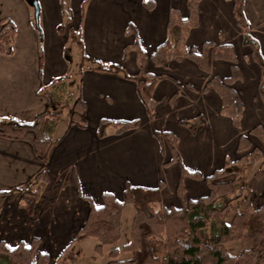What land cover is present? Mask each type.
I'll return each instance as SVG.
<instances>
[{"label": "crops", "instance_id": "1", "mask_svg": "<svg viewBox=\"0 0 264 264\" xmlns=\"http://www.w3.org/2000/svg\"><path fill=\"white\" fill-rule=\"evenodd\" d=\"M36 1L39 15L35 25L34 9L27 0H0V25L5 18L13 22L16 30L13 53H0V118L12 116L30 122L47 108L48 98L39 88L66 74L65 47L70 40L68 29L72 28L80 30L82 48L88 57L84 70L76 75L85 102L87 126L77 127L70 123V113L69 117L60 114L45 163L47 183L34 201L32 215L19 201L24 198L33 202V198L19 189L27 184L36 185L33 175L43 163L28 142L0 137V191L9 190L0 195V240L9 246L20 241L28 243L37 236L39 248L44 239L52 237L53 243L43 252L50 258V253L63 250L89 211L88 200L79 192L97 207L103 203V192L121 200L126 183L155 188L162 181L161 202L165 207H181L188 199L207 195L205 180L190 176L183 178L184 197L177 195L180 167L176 162L164 165L171 158L169 147L163 138L158 140L151 134V128L175 133L183 165L203 176L222 168L227 160H236L253 146L264 149L256 136L248 134L257 124L264 129V105L258 91L259 66L250 57L251 46L236 23L232 0H200L198 24L189 31L186 46L199 52L205 41L233 45L241 71V77L231 84L243 104L240 127L233 126L221 112V100L215 90L202 91L212 76L231 75L230 62L213 58L212 48L207 52L206 71L187 57L171 61L168 69L151 60L150 55L167 36L169 9L175 7L183 18L187 17L186 0H152L151 8L145 7L143 0H88L82 10L83 0ZM244 12L248 33L264 58V0H245ZM135 40L147 55L144 70L172 76L187 93L169 100L177 87L169 78H160L152 91V97L158 100L152 119L145 112L134 81L93 69L92 59H97L120 64L129 74L136 73L135 51L128 50L123 57L124 46ZM77 91L67 104L70 112ZM199 113L206 122L195 133L179 123L180 119ZM101 118H137L140 123L120 134L109 127L107 135L98 138L96 127ZM240 134H247L251 141V147L242 152L236 149ZM258 169L256 164L246 171L247 183L253 189V207L264 204V169L257 176ZM253 264H264V248Z\"/></svg>", "mask_w": 264, "mask_h": 264}, {"label": "trees", "instance_id": "2", "mask_svg": "<svg viewBox=\"0 0 264 264\" xmlns=\"http://www.w3.org/2000/svg\"><path fill=\"white\" fill-rule=\"evenodd\" d=\"M87 1H82L81 10ZM199 1L186 0L188 16L185 18L181 16L177 8L169 9L167 36L156 46L150 57L155 65L166 69L170 67L171 61L187 57L194 61L199 69L206 71L208 70L207 52L212 48L213 58L230 62L231 75L222 78L218 75L212 76L202 91L215 90L221 100V112L230 118L233 126L240 127L243 104L239 92L231 84L241 77V71L236 63L233 45L227 42L205 41L201 44L199 52L193 48L188 49L186 46L189 31L198 24ZM232 1L236 23L242 29L246 42L251 46L250 57L259 66L258 91L264 105V58L257 42L248 33V21L244 12L245 0ZM143 4L147 8L153 6L152 0H143ZM128 27L130 25L125 32L128 31ZM61 29L62 27H59V30ZM15 31L12 21L1 19L0 53L7 55L13 53L12 42ZM68 35L70 40L82 47L79 29L69 28ZM128 50L135 51L138 67L136 73L129 74L120 64L97 59H92L93 69L134 81L137 94L149 119H152L158 102L152 97V91L160 78H169L177 87L169 100L178 94L187 95L182 85L172 76L155 75L144 70L143 63L147 55L136 40L124 46L123 57ZM39 53L41 55V43ZM87 58L83 51L82 60ZM83 70L84 66L81 65L76 71L71 73L67 70L65 75L41 85L39 91L47 96L48 106L37 113L32 121L23 122L12 116L0 118V137L28 142L36 158L43 163L33 175L36 185L32 187L27 184L19 189L23 194L33 198V202L24 198L19 201L29 215L33 214L34 201L38 200L47 183L45 163L53 146V131L60 118L61 108L66 104L63 103L61 87L66 85L67 88H72V78ZM189 88L195 89L192 86ZM77 90V95L71 103L69 121L77 127L85 128L87 126L85 102L79 85ZM69 93L72 95L71 91ZM205 122L206 118L201 113L179 120V123L188 127L192 133H195L197 128ZM139 123L137 118L131 120L101 118L97 123L96 135L98 138L105 137L109 127L113 128L115 134H120L137 128ZM151 134L158 140L163 138L169 147L171 158L164 165L176 162L180 167L176 185L177 195L184 197L186 187L183 178L185 176L195 179L203 178L208 187V194L188 199L181 207H165L161 202L162 181L155 188L126 183L121 200L115 198L110 192H103L101 195L103 203L97 207L89 197L79 192L88 200L89 211L83 224L54 263L74 264L78 253L75 254L72 251L71 245L77 240L92 237L97 241L94 245L96 255H101L104 247L112 246L105 264H253L258 252L264 248V204L253 207L251 203L253 189L247 183L246 171L259 164L256 175L260 174V170L264 169V149L253 146L250 151L242 153L236 160H227L222 168L203 176L197 171H189L183 165L178 147L179 139L175 133L161 132L151 128ZM248 134L256 136L264 146V129L260 124L251 127ZM249 147H251V141L248 135L240 134L236 149L242 152ZM7 193L9 190L0 191V195ZM125 205H132L135 212L131 222L130 239L118 248L115 244L121 237ZM243 238L249 239L251 245L238 254H229L226 245ZM39 242L40 239L37 236L32 237L29 244L20 241L15 246H9L0 240V263L47 264L49 255L46 252L37 251ZM120 251L128 252L130 256L127 259H120L118 258Z\"/></svg>", "mask_w": 264, "mask_h": 264}, {"label": "rangeland", "instance_id": "3", "mask_svg": "<svg viewBox=\"0 0 264 264\" xmlns=\"http://www.w3.org/2000/svg\"><path fill=\"white\" fill-rule=\"evenodd\" d=\"M35 19V18H34ZM36 25V20L34 21ZM85 53V52H84ZM65 54L67 55V64H68V72H74L79 67L84 66V60H82L83 48L77 45L72 40L67 42L65 47ZM76 69V70H75ZM73 87L67 88L66 85H62V92H63V103L68 104L70 101V96H73L74 92L77 91L78 80L76 76L72 78ZM67 85H69L66 82ZM72 91V95L69 93ZM62 106L61 113L62 117H67L70 113L69 109H67V105ZM69 117V116H68ZM32 197V196H31ZM135 209L132 205H126L123 211V218L121 222V237L119 241L115 244V247L120 248L124 243L128 242L130 239V229H131V222L134 215ZM54 238L49 237L44 239V243L39 246L37 251L41 250L46 251L47 247L53 243ZM24 242V241H23ZM30 242V241H29ZM29 242L27 244H29ZM96 239L89 237L84 240H77L73 242L71 245L72 251L76 254L78 253V258L74 264H105L108 260V252L112 249V246H106L103 248V253L101 255H96L94 252V245L96 244ZM8 245V244H7ZM251 242L247 238H243L239 241L231 242L226 245V250L229 254L235 255L241 252L243 249L249 247ZM50 247V246H49ZM62 251V250H61ZM52 252L50 253V258L47 264H55V260L58 255L61 253ZM130 256L128 252L120 251L118 258L120 259H127ZM1 264V263H0ZM69 264V262H66Z\"/></svg>", "mask_w": 264, "mask_h": 264}, {"label": "water", "instance_id": "4", "mask_svg": "<svg viewBox=\"0 0 264 264\" xmlns=\"http://www.w3.org/2000/svg\"><path fill=\"white\" fill-rule=\"evenodd\" d=\"M28 3L33 6L34 9V18L37 21L39 15V5L36 0H27Z\"/></svg>", "mask_w": 264, "mask_h": 264}]
</instances>
